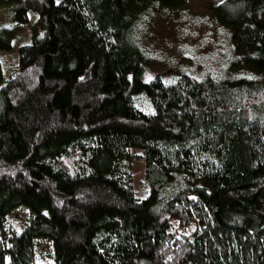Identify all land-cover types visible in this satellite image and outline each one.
Returning <instances> with one entry per match:
<instances>
[{"label":"trees","instance_id":"16d2710c","mask_svg":"<svg viewBox=\"0 0 264 264\" xmlns=\"http://www.w3.org/2000/svg\"><path fill=\"white\" fill-rule=\"evenodd\" d=\"M155 1L185 2L0 0L38 24L12 74L0 61V264H36L39 238L53 264H264V0H203L253 71L229 83L144 80L135 17Z\"/></svg>","mask_w":264,"mask_h":264},{"label":"rangeland","instance_id":"374dc122","mask_svg":"<svg viewBox=\"0 0 264 264\" xmlns=\"http://www.w3.org/2000/svg\"><path fill=\"white\" fill-rule=\"evenodd\" d=\"M10 7V2H0V31L7 29L12 35L11 48L0 49L5 77L16 70L17 48L30 42L32 25L38 28L34 15L26 24L18 25L9 14ZM141 8L135 20L145 81L162 73L189 75L198 80L210 77L227 83L243 78L241 74L252 75L246 65L240 66V55L233 53L232 30L215 20L203 0H185L179 7H166L155 1ZM141 154L140 149L129 150L133 190L138 197H145L148 187ZM28 214L25 207H18L7 216V222L19 229ZM35 248L36 264H53L51 241L39 238Z\"/></svg>","mask_w":264,"mask_h":264}]
</instances>
